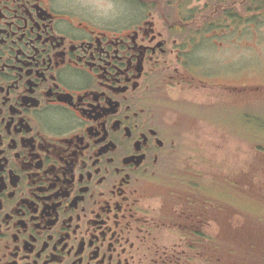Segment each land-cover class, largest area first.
I'll use <instances>...</instances> for the list:
<instances>
[{
	"label": "flooded vegetation",
	"instance_id": "af4514ba",
	"mask_svg": "<svg viewBox=\"0 0 264 264\" xmlns=\"http://www.w3.org/2000/svg\"><path fill=\"white\" fill-rule=\"evenodd\" d=\"M251 46L264 0H0V264H264L249 191L223 207L191 161L168 184L187 109L264 94L231 59Z\"/></svg>",
	"mask_w": 264,
	"mask_h": 264
},
{
	"label": "rangeland",
	"instance_id": "374dc122",
	"mask_svg": "<svg viewBox=\"0 0 264 264\" xmlns=\"http://www.w3.org/2000/svg\"><path fill=\"white\" fill-rule=\"evenodd\" d=\"M261 48L255 50L251 46L243 53L237 52L240 50L238 49L233 51L236 54L231 59L234 67L239 70L249 63H254L255 82L260 81L263 83L264 58L262 54L264 49ZM219 59L221 60V56ZM223 80L243 83L247 81V77H224ZM222 94H224L223 103L231 101L232 95L225 92ZM232 99L234 104L231 109H217L215 114L217 98L212 91L209 97L206 98V109H188L192 110V115L188 120L191 125L182 134L184 139L180 150V158L176 165L178 170H182L188 166L189 161H191L190 163L201 162L197 169L205 170L212 177H225L239 172L241 177L237 176V179L242 183V191L246 192L247 177L241 173L246 163L251 161L248 158L249 150L255 152L259 146H261V149L264 147V95L262 93L255 94V97L253 95L251 104H248L247 101L252 100V98H242L243 108L236 106V97ZM245 102L248 104V108ZM196 113H201L203 118L196 117ZM251 144L252 146L254 144L255 151ZM199 157L203 160H200ZM211 165H215L217 168ZM230 171L232 172L230 173ZM253 182V188L248 189L249 193L255 198L250 202V217L264 222V202L261 201L264 198V176L262 178L256 176ZM256 183H258V186ZM232 187L233 184L230 181H222L220 182L218 194L223 201L246 210L249 202L245 197L239 199L238 194L235 193Z\"/></svg>",
	"mask_w": 264,
	"mask_h": 264
},
{
	"label": "trees",
	"instance_id": "16d2710c",
	"mask_svg": "<svg viewBox=\"0 0 264 264\" xmlns=\"http://www.w3.org/2000/svg\"><path fill=\"white\" fill-rule=\"evenodd\" d=\"M253 164H255V168L257 169L259 166L258 162H254ZM249 162L247 163V166L244 167L245 169L248 168ZM244 172V170L242 171V173ZM188 184L187 182V176L185 175V173L179 174V176H176L174 178V180L171 182V186L179 188V189H183V187H185ZM243 227V226H241ZM244 228V227H243ZM249 231L248 234H254L257 236H263L264 235V227L260 226V225H250L248 227ZM253 239V238H252ZM243 240H239V253L240 255H243L245 257H247L248 253L252 250V248H246L243 246L242 243Z\"/></svg>",
	"mask_w": 264,
	"mask_h": 264
}]
</instances>
